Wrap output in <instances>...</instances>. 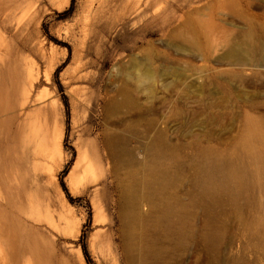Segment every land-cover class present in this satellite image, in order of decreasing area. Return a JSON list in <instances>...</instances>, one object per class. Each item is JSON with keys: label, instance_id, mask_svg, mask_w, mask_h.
<instances>
[{"label": "rangeland", "instance_id": "rangeland-1", "mask_svg": "<svg viewBox=\"0 0 264 264\" xmlns=\"http://www.w3.org/2000/svg\"><path fill=\"white\" fill-rule=\"evenodd\" d=\"M0 39L22 263L264 264V0H0Z\"/></svg>", "mask_w": 264, "mask_h": 264}, {"label": "bare ground", "instance_id": "bare-ground-1", "mask_svg": "<svg viewBox=\"0 0 264 264\" xmlns=\"http://www.w3.org/2000/svg\"><path fill=\"white\" fill-rule=\"evenodd\" d=\"M38 5V4H36ZM28 7V6H27ZM27 12V11H26ZM26 16V15H25ZM7 17H11V14H9ZM28 17V16H27ZM14 18V16H13ZM21 22V21H19ZM18 24V23H17ZM21 24V23H20ZM18 24V25H20ZM28 30L27 29H20L19 31H17V34L18 36H21L22 37V46H25L26 44V38L25 37V34L24 32H27ZM4 39V37H3ZM1 40V39H0ZM2 41V40H1ZM111 104V103H110ZM33 133V131L31 132V134ZM35 133V132H34ZM33 135V134H32ZM35 135V134H34ZM37 138V136L35 137L34 136V139ZM34 141V140H33ZM109 142V140H107ZM106 141V142H107ZM44 148V147H43ZM36 150H39L41 151V148L39 149H36ZM55 151V152H54ZM34 152V151H33ZM55 153H59L60 154V150L57 147L54 148V150H48L47 148L43 149V157H45L44 159H52L54 158L55 156ZM38 154V153H36ZM34 156V154H33ZM39 156V155H38ZM36 158V155L34 156ZM41 159V157H40ZM48 159V160H49ZM35 160V159H34ZM100 161V160H99ZM34 162V161H33ZM36 162V161H35ZM35 164V163H34ZM232 179L237 181L240 185H243L244 183L242 182L241 180V176L238 177V175L235 174H232ZM2 180V178H1ZM151 180L153 181H161L160 177H154V178H151ZM149 181L152 182V181ZM7 183V182H6ZM11 183H9L8 185H10ZM17 186V185H16ZM18 188V187H17ZM18 198V197H17ZM17 202H18V199H17ZM6 204L7 202H5V199L4 197L2 196V193L0 192V264H44L43 262H45V260L43 261L41 259V256H43L44 253L41 252V250L38 248V245L36 244L34 247L32 248H29L27 249V254L29 256L28 259H26L23 263H22V259L24 256L26 255H23L22 254V248L19 246V243L16 239V237L10 235L9 233H7L5 231V229H3V226H4V221H3V217H2V212L6 211L7 207H6ZM21 204V203H19ZM121 208H123V206H121ZM9 210V209H8ZM12 212V210H9ZM123 212V210H121ZM59 222H61L62 220L64 225H65V229L69 230L68 227H69V223L68 221H66L67 219H62V218H59ZM31 225V224H30ZM52 227H53V224L51 223L50 224ZM62 227V226H61ZM55 228H59L57 225L55 226ZM32 229V228H31ZM63 231V230H62ZM32 232V231H31ZM34 233V232H32ZM13 234V233H12ZM30 236V235H29ZM207 240L210 244L213 243L214 241V237L213 235H208L207 236ZM32 244V243H31ZM33 246V245H32ZM42 249V248H41ZM44 251V250H43ZM26 254V253H25ZM45 255V254H44ZM38 256V258H37ZM37 259L39 260V262L37 261ZM46 259V258H45ZM49 260V259H48ZM51 261V260H50ZM49 261V262H50ZM47 262V260H46ZM52 262V261H51ZM46 264V263H45Z\"/></svg>", "mask_w": 264, "mask_h": 264}]
</instances>
